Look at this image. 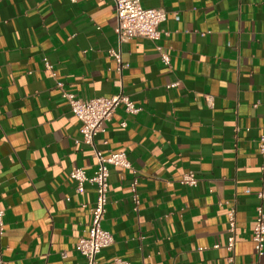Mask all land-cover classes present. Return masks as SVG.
Instances as JSON below:
<instances>
[{
	"label": "crops",
	"instance_id": "1",
	"mask_svg": "<svg viewBox=\"0 0 264 264\" xmlns=\"http://www.w3.org/2000/svg\"><path fill=\"white\" fill-rule=\"evenodd\" d=\"M141 6L166 13L159 38L119 44L113 0H0L1 263L85 264L76 244L96 190L78 192L69 175L92 177L96 161L63 94L121 92L139 112L120 105L94 139L103 156L123 152L131 165L109 168L101 226L113 242L97 264H264L252 241L261 203L264 214V0ZM186 173L195 186L180 183Z\"/></svg>",
	"mask_w": 264,
	"mask_h": 264
},
{
	"label": "built area",
	"instance_id": "2",
	"mask_svg": "<svg viewBox=\"0 0 264 264\" xmlns=\"http://www.w3.org/2000/svg\"><path fill=\"white\" fill-rule=\"evenodd\" d=\"M74 2L75 0H69ZM142 0H113L115 6L117 26L115 33L118 43L122 44L135 38H145L157 40L160 36L159 25L166 20V13L155 9H145L141 6ZM109 55L116 63V71L121 74L125 67L121 60L120 51L110 50ZM165 64H169L167 55L161 56ZM45 68L53 77L52 67L45 63ZM73 117L80 123L81 142L93 151V157L96 161V173L88 177L83 169L73 170L69 177L76 182V190L82 192L85 184L95 186L96 199L94 205L89 209L90 225L86 237L79 239L76 244V250L84 258L85 264H97L96 257L101 250L109 247L112 242V236L109 232L102 229L101 223L105 214L108 192L109 168L116 167L121 169H130L131 165L123 152L103 154L95 148L94 139L98 134L106 132V124L112 118L115 110L122 105L127 114H136L139 109L135 108L130 99L121 92L109 98H94L88 100L78 99L72 94H63ZM125 127V123H122ZM258 152L264 157V124L258 140ZM181 184L195 186L197 178L193 173H186L182 176ZM134 190L135 183L132 185ZM261 201L264 200V192L258 194ZM133 200L137 205L136 196ZM83 208H86L83 205ZM256 217L252 229V241L257 260L263 255L264 250V214L262 203L256 207ZM4 213L0 211V236L3 234ZM227 225L229 237L227 238L225 248L232 251L235 245L236 220L235 208L230 207L227 215ZM0 264H3L0 262ZM114 264H129L125 261L116 260Z\"/></svg>",
	"mask_w": 264,
	"mask_h": 264
}]
</instances>
